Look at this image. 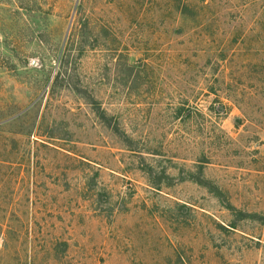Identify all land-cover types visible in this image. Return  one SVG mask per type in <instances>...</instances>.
Segmentation results:
<instances>
[{"label": "rangeland", "instance_id": "rangeland-1", "mask_svg": "<svg viewBox=\"0 0 264 264\" xmlns=\"http://www.w3.org/2000/svg\"><path fill=\"white\" fill-rule=\"evenodd\" d=\"M0 264H264V0H0Z\"/></svg>", "mask_w": 264, "mask_h": 264}]
</instances>
